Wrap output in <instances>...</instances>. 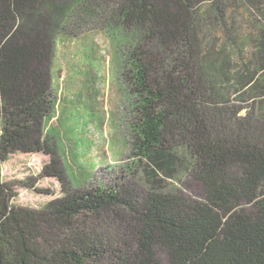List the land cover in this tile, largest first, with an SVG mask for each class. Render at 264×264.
<instances>
[{
	"label": "trees",
	"instance_id": "16d2710c",
	"mask_svg": "<svg viewBox=\"0 0 264 264\" xmlns=\"http://www.w3.org/2000/svg\"><path fill=\"white\" fill-rule=\"evenodd\" d=\"M106 76L131 120L107 119ZM58 104L68 132L76 112L88 121L63 133L83 178L129 146L147 191L70 189ZM0 123V264H264V0H0ZM187 178L196 196L178 190ZM18 186L47 204L20 206Z\"/></svg>",
	"mask_w": 264,
	"mask_h": 264
},
{
	"label": "rangeland",
	"instance_id": "374dc122",
	"mask_svg": "<svg viewBox=\"0 0 264 264\" xmlns=\"http://www.w3.org/2000/svg\"><path fill=\"white\" fill-rule=\"evenodd\" d=\"M97 41H99V44L104 47V50L107 51L106 46L109 47V42L105 38L100 39V37H97ZM106 59L108 63L113 62L112 54L106 52ZM61 61L68 62L66 61V56L65 53L61 52ZM59 59V56L56 58ZM56 67L54 69H57L58 63L55 65ZM63 75L67 79V73L64 72ZM65 78L61 79V82H65ZM120 79V78H119ZM76 88H78V85L80 84V80H75ZM100 87L102 94V102L103 106L105 109V112L107 113V119H110L113 115L114 117H117V119L121 122L124 123L123 117L125 119L131 120V115H130V106L128 105V99L126 97V94L123 91V83L120 80H117L116 83H110L108 81V76L104 79L102 83H98ZM64 83L61 84L60 87H56V99L57 101L60 99L65 98V92H64ZM74 88V89H76ZM68 97V96H67ZM68 109L67 105L64 104H58V106L55 109L54 112V118L52 119L51 123L54 127V129H58L57 132L54 131V133L50 134L52 137V140L60 147V152L62 155V161L63 166L66 169V172L68 174V178L70 179V186L69 188L74 190V191H80V190H88V189H95L99 185L101 186L102 184H108V185H113L115 183H120L121 185L128 186L130 188L136 189V191H140L142 193H145L147 191V186L145 184V181L140 173H132L130 170L129 166L130 165V160L127 158V155L129 153V146H120V144H117L118 146L121 147V154L116 155L117 158H114V153L109 150L110 147L106 146L104 153H106V157L108 159V165L109 168L106 171H97L93 173V177L88 179L86 176L85 178L84 175L81 173V168L78 167L74 163L73 156L76 152L74 149L75 147L72 146V141L64 138L63 133L66 131L68 132L67 128L65 127L64 122H61L62 119H60L62 116H65L64 112ZM245 112H243L241 115H244ZM75 116L77 118L75 124L70 128V131L68 132L69 136H73L71 134L73 133H86L87 131H90V127L88 125L87 119L83 118L81 115L78 114V112L75 113ZM60 119V120H59ZM108 124V126L106 125ZM103 130L105 133V137L107 139L110 137V127L109 124L110 122L106 123ZM1 125V123H0ZM88 125V126H87ZM1 130V126H0ZM122 132L124 133V136H129V130L127 129V125H123ZM87 133V134H89ZM46 134V133H45ZM45 136V135H44ZM49 136V134H48ZM86 137H89V135H84ZM47 137V136H46ZM63 137V138H62ZM123 137H119L118 140H121ZM103 147L100 148V151H102ZM184 177V176H183ZM177 183L178 181H174ZM172 182V183H174ZM21 187V188H20ZM48 188H51L50 185H47ZM177 188L180 192L186 194V195H195L200 191V186L199 184L196 183V181L192 178H187L186 182L184 183L183 186H179L177 184ZM26 189L22 188V186H18L17 193L18 191L20 192V196L17 197L16 203L21 205H26L29 203L30 207H33L32 203H39L40 205H45L47 204L48 199L47 198H36L35 196L26 194ZM55 193V196L52 197V199H60L65 196L66 192L61 193L59 189H56L53 187L52 189ZM71 190V191H72ZM72 191V192H74ZM24 205V206H25ZM34 208V207H33ZM122 215H124L128 220L131 219V215L127 212L122 210ZM105 217V216H104ZM112 219L110 217H107L105 221L98 220L99 223L102 222V224L105 225V231L112 233V235L115 237V241L120 243L121 240H123L125 237L130 238L131 236V231L128 229H124L123 227L116 226L112 224ZM97 222V221H96ZM95 224V221H94ZM108 233V234H109ZM161 258V264H169L167 256L164 252L161 253L160 255Z\"/></svg>",
	"mask_w": 264,
	"mask_h": 264
}]
</instances>
